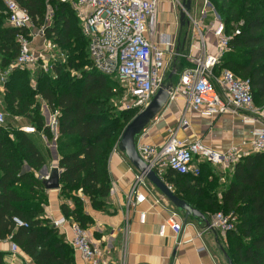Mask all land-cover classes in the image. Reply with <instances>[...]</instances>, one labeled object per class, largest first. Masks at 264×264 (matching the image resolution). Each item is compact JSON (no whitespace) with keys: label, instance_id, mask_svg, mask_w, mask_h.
Instances as JSON below:
<instances>
[{"label":"trees","instance_id":"16d2710c","mask_svg":"<svg viewBox=\"0 0 264 264\" xmlns=\"http://www.w3.org/2000/svg\"><path fill=\"white\" fill-rule=\"evenodd\" d=\"M15 1L28 12L35 26L45 27L46 38L67 59L54 64V77L39 70L32 83L27 69L15 68L2 85L4 111L25 119L36 133L25 134L10 123L0 126V242L16 244L33 264H75V252L64 235L44 217L47 195L36 174L44 167L49 152L32 136L46 140H52V136L42 124L38 101H44L57 114L59 197L73 204L71 209L63 202L60 211L84 230L93 222L84 211V200L96 211L108 207L109 159L137 111L119 110L113 105L121 88L114 78L92 68L87 42L69 3ZM207 1L221 17L227 35L232 34L235 24L243 22L221 57L219 70L249 80L253 100H264V0ZM48 4L52 8L50 26L45 22ZM6 18L5 0H0V73L19 55L18 31L6 25ZM84 64L88 67L83 68ZM72 72L79 74L71 76ZM212 170L210 164L204 163L198 177L168 171L164 179L173 185L177 198L205 217L223 213L236 218L235 230L226 234L228 261L264 264V154L242 156L220 190ZM13 218L26 227H17ZM4 256L0 253V264H5Z\"/></svg>","mask_w":264,"mask_h":264},{"label":"built area","instance_id":"2783aa9c","mask_svg":"<svg viewBox=\"0 0 264 264\" xmlns=\"http://www.w3.org/2000/svg\"><path fill=\"white\" fill-rule=\"evenodd\" d=\"M68 2L74 10L82 36L87 42V54L92 68L103 75L116 78L120 83L119 86L124 94V101H122L126 103L122 106V101L119 103L113 101V105L119 110H136L137 113L143 111L157 90L165 85L168 65L167 51L160 47L155 33L157 0H68ZM203 5L205 11H201L200 17L203 20L208 13L212 16L211 29L217 41L218 53L217 56L205 54L201 59L196 60L193 67L185 70L180 76L177 90L186 97L187 107L201 116L212 117L228 112H240L243 113L245 122L257 123L260 127L252 130L249 150L246 151L231 147L220 153L205 146L200 140L190 142L178 140L171 131L167 140L160 146L136 143V150L141 160L171 192H173V185L164 179L168 171L198 177L200 165L207 163L214 170L231 172L242 156L254 153L264 154V113L254 110L249 80L238 79L228 70H222L216 77L212 73L223 54L229 50L231 37L239 34L243 22L235 24L232 34L227 35L223 21L214 7L207 0H203ZM5 14L7 24L18 31L16 43L19 45V55L6 71L0 73V91H3L2 85L7 75L15 68L40 70L54 77L52 76L54 75L53 66L59 61L57 46L44 40L43 56H37L32 49L31 38L35 25L28 12L15 0H5ZM187 16L189 21L197 27L198 37L204 49L202 35L198 29L199 22L197 23L190 13ZM47 20L46 14V24ZM44 29L43 26L39 29L40 36H43ZM161 41L168 47L169 54L173 57L172 43L162 39ZM213 82H216L220 89H217ZM171 94L170 97H172ZM253 115L258 116L256 118L258 121L253 119ZM21 120L14 117L15 122L11 125L25 134L36 133L34 127L27 123H20ZM259 120L263 122L259 123ZM7 123L9 122L0 100V126H6ZM180 126H187V122L183 119ZM45 127L49 131L53 130L56 140V113L52 116L47 114ZM130 169L135 170L132 166ZM154 191H156L155 187L144 175L136 171L127 196V207H136L145 203L148 196L152 198L154 205H161L164 202L165 206H170V202L164 196L156 197ZM171 208L170 219L159 226V237H164L166 231L170 230L178 238L183 230L182 220L174 212L173 207ZM138 218L140 223H144L146 213L139 211ZM13 222L17 227H26L17 218H13ZM50 225L62 231L66 242L85 262L96 261L103 257L101 248L91 242L86 231L78 224L61 217L51 220ZM65 226H68L70 236ZM235 227L236 218L231 214L223 213L212 215L208 225V229L217 230L224 237L228 232L234 231ZM19 252L18 246L10 242L11 259L7 264H17L15 258Z\"/></svg>","mask_w":264,"mask_h":264},{"label":"crops","instance_id":"0c3cea01","mask_svg":"<svg viewBox=\"0 0 264 264\" xmlns=\"http://www.w3.org/2000/svg\"><path fill=\"white\" fill-rule=\"evenodd\" d=\"M156 38L161 48L169 53L168 47L162 43H172L171 52L178 68V80L188 68L193 67L196 60L203 55L217 56V41L212 35V16L208 13L203 20L201 17L190 16L198 23V29L202 35L204 49L198 37L197 27L189 21L187 26H180L179 0H157ZM205 11V10H203ZM196 32H195V31ZM191 35L189 38L185 34ZM206 34V36L204 35ZM168 59V58H167ZM169 62V59H168ZM222 70L216 66L212 73L216 77ZM220 89L216 82H213ZM178 84L172 90V97L155 120L148 125L137 137L136 143L149 145H162L168 138L169 131L173 132L178 140H200L205 146L214 151L223 153L231 147L239 150H249L252 139L251 132L260 124H250L243 120V113L228 112L218 116L205 117L193 112L187 107V99L178 92ZM187 126H180L182 120ZM11 124V122L9 121ZM20 123H25L21 120ZM264 125V123H263ZM124 154L115 149L108 163L111 179V191L107 199V208L104 211L93 210L87 200H84V211L93 220L92 224L85 228L91 242L101 248L103 257L96 261L85 262L74 253L75 264H228L223 249L226 240L224 235L217 230L208 229L212 215L207 216V222L189 217L184 222V213L169 203L165 206L154 205L152 198L136 207H127V196L133 182L135 170ZM219 190L226 183L218 182ZM224 183V184H223ZM159 197L160 192H153ZM48 206L45 208L44 217L50 221L63 217L60 211L62 201L58 190H46ZM66 204L73 208V204ZM183 223V230L177 238L167 230L164 237H159V226L170 219L172 208ZM146 213L144 223L139 222L138 212ZM177 219L175 218V221ZM65 230L70 236L68 226ZM63 234L62 231H59ZM200 235V237H198ZM10 241L0 242V253H3L4 261L9 263ZM15 263L33 264V262L21 251Z\"/></svg>","mask_w":264,"mask_h":264},{"label":"water","instance_id":"95a60500","mask_svg":"<svg viewBox=\"0 0 264 264\" xmlns=\"http://www.w3.org/2000/svg\"><path fill=\"white\" fill-rule=\"evenodd\" d=\"M191 5L192 0H181L180 2L179 22L182 27L189 25L186 18L191 12ZM176 73L177 69L173 68L167 78V82L157 90L147 107L139 112L126 125L120 136L116 149L124 154L130 165L139 174L144 175L155 189L166 198V200H168L176 209L184 213V222H186L189 217H192L206 223V217L200 211L180 200L173 192L167 189L166 185L155 175V173L148 169L147 165L141 160L136 150V138L155 120L168 103L170 94L173 90V84L171 81ZM59 178L60 171L58 168L52 169L49 173L45 166L40 170L39 179L43 181V186L47 191L60 189ZM228 264L232 263L228 261Z\"/></svg>","mask_w":264,"mask_h":264},{"label":"rangeland","instance_id":"374dc122","mask_svg":"<svg viewBox=\"0 0 264 264\" xmlns=\"http://www.w3.org/2000/svg\"><path fill=\"white\" fill-rule=\"evenodd\" d=\"M60 1L69 3L68 0H60ZM252 1H254V0H252ZM180 2H181V0H179V5H180ZM46 10H47L46 14H47V17H48L46 26H50L51 17H52V8H51V6L49 4H48V7L46 8ZM203 10H205L204 5H203V0H192V5H191V15L192 16H195V18H196V15H197V17L199 18L200 17V13ZM6 25H7V22H6ZM41 27L42 26H33V29H32V37H31L32 38V42H33L32 43V49L36 53L37 56H40V55L43 56L42 55V49H43V45H44V43H43L44 40H46L47 42H52L51 40H48V38H46L45 29H44L43 36H40L38 34V31H39V29ZM185 35H188L189 38L191 37V35H195L196 38H197V34L196 33L195 34H185ZM204 35L206 36V34H204ZM59 53H60V56H58ZM57 58H58L59 62L64 63V62H66L67 56H66L65 53H63L62 51L58 50ZM166 58L169 59V62H168V65H167V70H166V75H165V80L164 81H165V83L167 82V78H168L169 74L171 73L173 68H176L177 69V73L175 74V76H173L172 81H171L172 84H173V88H175L177 86V84L179 83V80H178V77H177V75L179 73L178 68H177V64L175 63L174 60L172 61V55H170L169 53L166 54ZM84 65L85 66H83V68H87L88 67V64H84ZM27 71L30 74L31 82L34 83L36 75L39 74V70H34V69L33 70H28L27 69ZM78 74H79L78 72H72L71 76H78ZM52 76H54V75H52ZM114 80H115V82H117V84L120 85V83L117 81L116 78H114ZM119 88H120V86H119ZM118 95H119V93H118ZM119 96H118L119 97L118 99H115L117 101V103H119L122 100L124 101V94H123L122 89H120V95ZM38 102L40 104V114H41V117H42V124L45 127L46 126V122H47V114H50L52 116L53 114H55V111L52 110L51 108H49L44 101L41 100V101H38ZM125 103L126 102H123L122 106H124ZM254 110H255V112H258V113H261V112L264 113V100L259 101V100L255 99V101H254ZM256 116L257 115H253V119L257 120L256 118H258V116L257 117ZM6 118H7L8 122L9 121L11 123L15 122L14 121V117L9 115L8 113H6ZM259 119H261V118L259 117ZM24 121H25V123H27L25 119H24ZM261 122H263V121L259 120V123H261ZM50 132H51V135H52V140H46V138L43 137L42 135H41L42 138L41 137L39 138V137H36V136H32L33 138L36 139L38 145L43 150H47L49 152L48 153L49 157L46 160V163L44 165L47 168V172L48 173L52 169L58 167V153H57V147H56V143H55V135H54L52 129H50ZM212 171H213V174H214L215 178H217L218 180L226 181L228 179V175H229L228 172H222L221 170H212ZM39 175H40V171L36 174V177L38 179H39ZM216 185H217V187H219L218 183H216ZM215 189H217L216 186H215ZM61 200L65 201V202L68 201L67 199H64V198H61ZM227 246H228L227 242L224 241V243H223L224 251L227 250Z\"/></svg>","mask_w":264,"mask_h":264}]
</instances>
